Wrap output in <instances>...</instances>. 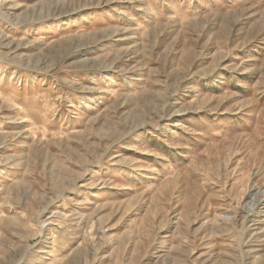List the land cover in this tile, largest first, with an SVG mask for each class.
<instances>
[{"label":"rangeland","instance_id":"rangeland-1","mask_svg":"<svg viewBox=\"0 0 264 264\" xmlns=\"http://www.w3.org/2000/svg\"><path fill=\"white\" fill-rule=\"evenodd\" d=\"M0 264H264V0H0Z\"/></svg>","mask_w":264,"mask_h":264},{"label":"bare ground","instance_id":"bare-ground-1","mask_svg":"<svg viewBox=\"0 0 264 264\" xmlns=\"http://www.w3.org/2000/svg\"><path fill=\"white\" fill-rule=\"evenodd\" d=\"M256 198V197H255ZM259 200V199H258ZM258 200H256V199H252V201L250 202V204H249V209L247 210V213L248 214H251L252 213V211L255 209V208H257L258 207V205H259V202H258ZM248 207V206H247ZM252 208V210H250ZM246 218H248V216H246Z\"/></svg>","mask_w":264,"mask_h":264}]
</instances>
